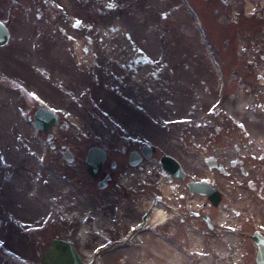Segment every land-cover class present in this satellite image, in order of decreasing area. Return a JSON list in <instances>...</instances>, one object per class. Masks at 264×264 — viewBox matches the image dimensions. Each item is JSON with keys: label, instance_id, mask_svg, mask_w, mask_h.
<instances>
[{"label": "rangeland", "instance_id": "1", "mask_svg": "<svg viewBox=\"0 0 264 264\" xmlns=\"http://www.w3.org/2000/svg\"><path fill=\"white\" fill-rule=\"evenodd\" d=\"M0 20L11 30L0 46V264H39L53 238L79 234L90 258L103 238L79 227L91 210L108 216L107 192L84 155L145 142L157 149L144 163L146 211L163 153L210 175L205 159L218 154L232 175L189 263L156 238L155 212L125 262L257 264L264 190L246 180L264 171L252 155L264 153V0H0ZM41 105L59 115L50 131L35 128ZM235 156L250 176L231 168Z\"/></svg>", "mask_w": 264, "mask_h": 264}, {"label": "flooded vegetation", "instance_id": "2", "mask_svg": "<svg viewBox=\"0 0 264 264\" xmlns=\"http://www.w3.org/2000/svg\"><path fill=\"white\" fill-rule=\"evenodd\" d=\"M79 22L75 21L76 27L80 24ZM212 113H214L213 110ZM239 127L244 129L241 125ZM145 145H149L153 153L156 152L157 149L149 143L146 144V142L141 144L139 149L131 152L123 148L120 151L121 154L113 155L112 151L105 149L106 157L101 164L100 174L98 178L91 177L96 188L94 190L98 194L100 191L107 192L105 198L99 194L103 201L100 203V198L98 203L104 204L108 216L106 215V218L103 219L102 215H98L103 213L102 209L97 212L91 210L84 216L78 232L82 233L87 226L91 229L90 232L95 235V237H91L92 239L103 238V240L95 244L89 253L90 258H86L85 254L89 247L88 239L83 238L80 234L77 235V239L80 238V241L68 238L88 264H127L125 260H128L129 253L126 252L129 249L137 248L135 244L130 243L131 239L139 236L138 234L143 231L145 224L149 222L154 212L157 213L156 219L152 221L156 238L166 242L176 252L186 255L183 257L188 263L190 256L187 254H191L188 248L192 247L195 228L205 239L211 237L209 230L215 228L216 221L209 212H211V208H219L223 200L226 177L232 175L228 170L229 166L225 165L222 160L223 157L213 154L205 159L208 168L215 170L210 175L204 170L202 171V167L196 170H186L177 158L163 153L159 158L162 171L154 175V177L158 176L159 182L155 179L154 191L152 190V195H150L152 198L151 205L146 211L144 187H141L145 183L146 173L144 165L146 159L143 153ZM93 146L96 145L90 146L84 155L87 172L88 154ZM133 152H136V155L132 156ZM262 152L258 155V159L256 153H253L254 159L264 162V153ZM166 155L179 162L182 169L181 174H174L164 169L162 158ZM210 163L215 166L210 167ZM229 163L231 168L237 167L240 170V177L251 175L244 167L242 157L235 156ZM162 181L165 182L163 186L160 183ZM231 181L234 182V179ZM102 185H105V188H102ZM246 185L253 191H263L264 171L254 173L251 179L246 180ZM210 188L219 194L220 202L218 205L214 204V200L208 192H201ZM89 199L93 201L91 196ZM195 199L199 201L198 206L194 204ZM255 232L264 234V229L254 231L253 235ZM253 242L256 246V254H258V245L254 240ZM161 250H165L162 243ZM197 260L200 261V259Z\"/></svg>", "mask_w": 264, "mask_h": 264}, {"label": "water", "instance_id": "3", "mask_svg": "<svg viewBox=\"0 0 264 264\" xmlns=\"http://www.w3.org/2000/svg\"><path fill=\"white\" fill-rule=\"evenodd\" d=\"M11 34L9 27L0 20V46L8 44ZM60 123V119L55 113V111L45 107L40 106L35 114V126L37 129H42L45 131H50L54 125ZM52 137V134L49 135V138ZM143 153L146 158H150L153 151L149 145L143 147ZM65 155L70 161L73 158V155L70 151H66ZM136 155V152H133L132 156ZM106 157L105 150L101 147L94 146L89 150L88 159H87V169L92 176L97 177L100 173L101 164ZM163 167L165 170L170 171L174 174H181L182 169L179 162L170 156H164L162 158ZM210 163V167H213ZM208 192L214 200V204L218 205L220 202L219 194L213 189L210 188L205 191ZM214 193H216L214 195ZM254 241L258 245V254L256 257L257 264H264V235L261 232H255L252 236ZM39 264H87L83 261L80 254L77 252L74 244L64 238H53L46 250L43 252L40 257Z\"/></svg>", "mask_w": 264, "mask_h": 264}, {"label": "bare ground", "instance_id": "4", "mask_svg": "<svg viewBox=\"0 0 264 264\" xmlns=\"http://www.w3.org/2000/svg\"><path fill=\"white\" fill-rule=\"evenodd\" d=\"M193 9V8H192ZM155 214H157V213H155ZM67 240V239H66ZM75 246V245H74ZM75 248H76V246H75ZM76 250H77V248H76ZM77 252L79 253V251L77 250ZM80 254V253H79ZM81 256V255H80ZM83 259V258H82ZM83 261L84 262H86L84 259H83ZM87 263V262H86ZM88 264V263H87Z\"/></svg>", "mask_w": 264, "mask_h": 264}]
</instances>
